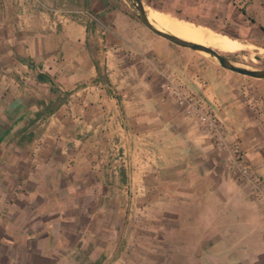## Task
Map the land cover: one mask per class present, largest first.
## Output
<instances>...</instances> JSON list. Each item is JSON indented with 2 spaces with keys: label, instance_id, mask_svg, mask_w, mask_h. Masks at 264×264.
<instances>
[{
  "label": "crops",
  "instance_id": "1",
  "mask_svg": "<svg viewBox=\"0 0 264 264\" xmlns=\"http://www.w3.org/2000/svg\"><path fill=\"white\" fill-rule=\"evenodd\" d=\"M40 1L114 31L0 0V264H264L263 202L160 87L162 74H181L264 180V79L196 66L145 27L144 51L127 63L103 45L126 31L116 0ZM251 1L264 33V0ZM132 195L153 223L131 219Z\"/></svg>",
  "mask_w": 264,
  "mask_h": 264
},
{
  "label": "rangeland",
  "instance_id": "2",
  "mask_svg": "<svg viewBox=\"0 0 264 264\" xmlns=\"http://www.w3.org/2000/svg\"><path fill=\"white\" fill-rule=\"evenodd\" d=\"M117 1V10L124 16L127 21L124 23L126 27L125 33L119 32H109L114 31V27L108 23L105 26L108 28V32L104 35L103 45L106 49L112 50L114 48L117 53H123V60L125 62H134L138 60L139 51H144L143 48L136 45L137 39H147L139 31V27H145L149 29L138 17V10L134 6L132 0H116ZM145 3L146 11L148 10H157L168 13L174 17L184 19L190 22H193L198 25H202L212 29L213 31L226 35L234 40H240L243 44L247 46V49L237 51V52H220L225 55L231 62L240 67H245L252 70H264V33L261 30L260 26L253 22V9L251 0H143ZM155 7V8H154ZM172 12V13H171ZM246 12V14H245ZM148 13V11H147ZM104 23V22H103ZM105 24V23H104ZM153 35L155 34L151 29H149ZM123 41L126 42V48H122L119 44L123 46ZM176 45V44H175ZM178 49L182 52L189 53V58L196 64V66L201 67H219L221 71L227 73L228 75H233L240 79L247 81H256V78L245 76L222 67L218 59L211 54L203 51H196L190 48H185L178 46ZM258 49V51H257ZM263 49V50H262ZM254 52H253V51ZM262 50V51H261ZM260 52V53H259ZM259 53V54H258ZM115 54V55H116ZM138 68H126L128 74H131L134 70ZM134 73V72H133ZM177 73H165L162 74V79H160V87L162 92L168 98L169 102L179 106L187 116L194 118L196 124H193L197 127L198 130L205 128L206 134L210 136L213 143L216 147L220 149V152L229 153L232 155L235 154L236 148L244 151L243 146L238 141L230 142L227 140V137L223 134L224 126L220 123L219 117L217 116V109H215L211 104L212 109V118L209 119L207 116L209 113L203 110L189 111L180 105H178L171 97V95L166 92L163 88V83L168 80V78ZM134 75V74H133ZM136 75V74H135ZM181 75V74H180ZM133 85H130V87ZM190 87L193 88L190 84ZM195 89V88H193ZM118 91V89H116ZM196 90V89H195ZM198 91V90H196ZM206 117V120H203ZM192 144V143H187ZM238 146V147H237ZM234 156L228 155L229 161L226 165L227 169L231 172L234 179H237L240 183H243L247 186H250L245 181H241L232 169V163ZM231 157V158H230ZM248 159V158H247ZM251 163V162H250ZM235 174V175H234ZM149 186V199L155 197V191L158 190V184L154 180H148ZM252 189V188H251ZM252 192V190H251ZM252 194H254L252 192ZM130 207H132L133 215L131 216L132 220H135V223H138L141 219L142 222L151 224L154 221L153 212L151 211V205L148 204V207L145 211H139V199L134 197V195L128 197ZM148 203V202H147ZM136 208L138 210H136ZM131 214V212H129ZM82 262V261H79ZM86 264H99L97 261H85ZM116 261H111L110 264H117Z\"/></svg>",
  "mask_w": 264,
  "mask_h": 264
},
{
  "label": "built area",
  "instance_id": "3",
  "mask_svg": "<svg viewBox=\"0 0 264 264\" xmlns=\"http://www.w3.org/2000/svg\"><path fill=\"white\" fill-rule=\"evenodd\" d=\"M23 10H29V7L35 6H42L45 12H52L55 16L59 18H67L70 16H84L88 17L89 19L93 20L97 24L101 25L103 31L107 30V27L103 23L100 17L92 14L90 11L82 10V9H54L47 7L41 3L40 0H27L24 3V0H20ZM20 79L25 87H29L31 82V77L29 74H22L20 73ZM8 77V69H1L0 70V79L2 80L7 79ZM21 83V82H20ZM163 88L168 92L172 99L181 107L189 110H205L209 115L207 118H212V109L210 103L207 101L205 97H203L201 92L196 91L195 89L190 87L188 81L183 78L181 75L173 74L171 75L166 82L163 83ZM206 120V117L203 119ZM238 147V146H237ZM235 156L232 163V169L237 177L241 181H245L250 184L252 188V192L254 193L255 197L263 202L264 205V180L259 176L257 171L254 169L253 165L247 159L245 153L236 148Z\"/></svg>",
  "mask_w": 264,
  "mask_h": 264
},
{
  "label": "bare ground",
  "instance_id": "4",
  "mask_svg": "<svg viewBox=\"0 0 264 264\" xmlns=\"http://www.w3.org/2000/svg\"><path fill=\"white\" fill-rule=\"evenodd\" d=\"M147 11L149 19L154 26L182 39L212 47L219 52H237L247 49L248 45L246 46L245 43L243 44L240 40H234L226 35L218 33V31L215 32L208 27L198 25L199 23L195 24L162 11L148 9Z\"/></svg>",
  "mask_w": 264,
  "mask_h": 264
},
{
  "label": "water",
  "instance_id": "5",
  "mask_svg": "<svg viewBox=\"0 0 264 264\" xmlns=\"http://www.w3.org/2000/svg\"><path fill=\"white\" fill-rule=\"evenodd\" d=\"M134 6L138 10V17L142 21L143 24H145L149 29H151L155 34L159 35L160 37H163L164 39L185 48H190L196 51H203L211 54L212 56L216 57L223 68L228 69L230 71L249 76L256 79H264V70H252L245 67H240L235 65L233 62H231L225 55L221 54L216 49L196 43L193 41H188L185 39H182L172 33H169L167 31L161 30L154 26V24L150 21L148 13L145 8V3L143 0H132ZM41 79H44V75L41 74L39 76Z\"/></svg>",
  "mask_w": 264,
  "mask_h": 264
},
{
  "label": "trees",
  "instance_id": "6",
  "mask_svg": "<svg viewBox=\"0 0 264 264\" xmlns=\"http://www.w3.org/2000/svg\"><path fill=\"white\" fill-rule=\"evenodd\" d=\"M245 14H246V12H245ZM252 21H253V22H255V19H252ZM262 29L264 30V28H263V27H262Z\"/></svg>",
  "mask_w": 264,
  "mask_h": 264
}]
</instances>
